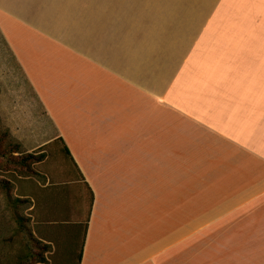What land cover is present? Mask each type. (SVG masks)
Instances as JSON below:
<instances>
[{
	"label": "crops",
	"instance_id": "obj_1",
	"mask_svg": "<svg viewBox=\"0 0 264 264\" xmlns=\"http://www.w3.org/2000/svg\"><path fill=\"white\" fill-rule=\"evenodd\" d=\"M4 132L66 146L93 203L73 234L0 214V264L54 238L78 264H264V0H0Z\"/></svg>",
	"mask_w": 264,
	"mask_h": 264
},
{
	"label": "rangeland",
	"instance_id": "obj_2",
	"mask_svg": "<svg viewBox=\"0 0 264 264\" xmlns=\"http://www.w3.org/2000/svg\"><path fill=\"white\" fill-rule=\"evenodd\" d=\"M49 154L44 165L37 166L33 172L17 169L6 173L0 169V178L13 182L12 199L26 202L13 206L9 204L6 195L0 193V214L3 217L9 215V218L14 220V215L24 218L23 215L29 213L36 222L52 223L55 231L61 230L73 234L75 225L71 223L83 222L87 218L90 209L89 194L85 186L80 183L78 171L66 156L62 145L57 143L50 147ZM41 173L48 175L50 182L45 180L47 178L43 179ZM14 222L20 229L18 222L15 220ZM63 222L68 224L65 225ZM61 242L63 241L53 239L48 264H78L81 250L79 240L76 239L73 252L70 247L72 253L67 251L65 245L63 248Z\"/></svg>",
	"mask_w": 264,
	"mask_h": 264
},
{
	"label": "trees",
	"instance_id": "obj_3",
	"mask_svg": "<svg viewBox=\"0 0 264 264\" xmlns=\"http://www.w3.org/2000/svg\"><path fill=\"white\" fill-rule=\"evenodd\" d=\"M8 139V144H6V140ZM10 135L8 132H4L3 136L0 137V169L8 173L7 171L11 169L13 172L17 171V169H22L26 170L28 172H33L35 170V167L37 164H42L44 161L47 159V153L44 152L43 150L39 151V154H24L22 152V147L19 143L9 140ZM62 141V140H61ZM63 149L65 151L66 156L70 159L71 161V155L69 150L67 149L66 146H63ZM21 153V156H13L12 153ZM50 155V154H49ZM13 167V168H11ZM13 182L11 180H8L6 178H0V193L5 194L9 204L13 206L20 205L22 203H26L25 201L21 199H12V191H13ZM93 199L91 200L90 203V208L92 206ZM14 220L18 222L19 226L21 227V231H26V234L29 235L30 229L28 226L24 225L25 219L21 218L20 216L18 217L17 215H14ZM28 221V219L26 220ZM33 239V247L36 243V239L34 236H32ZM29 243V242H28ZM35 249V247H34ZM50 251V246H43L41 252L37 251H32L29 252L26 256V258L22 257L20 263L18 264H48V260L45 257V252ZM44 253V254H43ZM83 255V250L81 248L79 256H78V261L80 262L82 259Z\"/></svg>",
	"mask_w": 264,
	"mask_h": 264
}]
</instances>
